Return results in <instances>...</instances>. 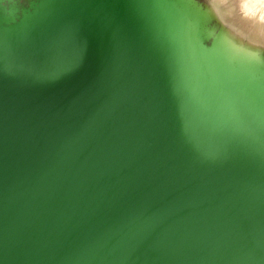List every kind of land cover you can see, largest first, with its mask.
Listing matches in <instances>:
<instances>
[{
  "label": "water",
  "instance_id": "95a60500",
  "mask_svg": "<svg viewBox=\"0 0 264 264\" xmlns=\"http://www.w3.org/2000/svg\"><path fill=\"white\" fill-rule=\"evenodd\" d=\"M135 1L0 0V264H264L262 34L195 104L193 19Z\"/></svg>",
  "mask_w": 264,
  "mask_h": 264
},
{
  "label": "rangeland",
  "instance_id": "374dc122",
  "mask_svg": "<svg viewBox=\"0 0 264 264\" xmlns=\"http://www.w3.org/2000/svg\"><path fill=\"white\" fill-rule=\"evenodd\" d=\"M252 1L145 0L147 13L141 16L145 17L146 23L149 21L156 26L164 25L168 20L174 21L180 31L187 27L188 19H193L191 34L196 37H191L190 42L193 44L191 55L195 64L191 69L194 70V65L206 56L201 72L192 82L194 86L192 97L195 104L223 100L221 97L225 95L227 87L240 73L237 57L234 54L236 37L240 36L239 38L244 40L252 28H255L257 33H261L262 49L253 67L252 75L246 78L247 73H245L239 89L242 93L251 92L250 94L255 98L254 103L260 102L256 112L251 113L258 120H264V11L251 9ZM139 2L141 9V0L135 1L137 10ZM231 6L234 7L233 11L230 10ZM252 18L258 21L256 25L252 23ZM249 40H254L250 44L255 47L256 36L252 35ZM242 93L240 92V97H245ZM234 105V96L226 97V107Z\"/></svg>",
  "mask_w": 264,
  "mask_h": 264
},
{
  "label": "bare ground",
  "instance_id": "6f19581e",
  "mask_svg": "<svg viewBox=\"0 0 264 264\" xmlns=\"http://www.w3.org/2000/svg\"><path fill=\"white\" fill-rule=\"evenodd\" d=\"M252 39H254V37H253ZM251 41L253 42L254 40H251ZM251 41L249 40V44H250ZM250 46H252V43L250 44ZM254 49H255L254 46H252V47L250 48V50H253V51H254Z\"/></svg>",
  "mask_w": 264,
  "mask_h": 264
}]
</instances>
